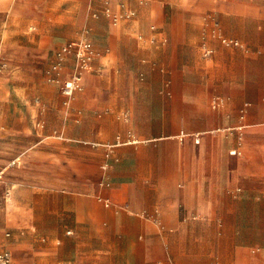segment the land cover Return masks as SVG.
I'll return each instance as SVG.
<instances>
[{"label":"crops","instance_id":"obj_1","mask_svg":"<svg viewBox=\"0 0 264 264\" xmlns=\"http://www.w3.org/2000/svg\"><path fill=\"white\" fill-rule=\"evenodd\" d=\"M71 5L54 18L69 34L38 49L89 40L86 82L70 109L46 110L0 151L80 166L7 184L31 218L8 237L0 207V252L11 264H264V0Z\"/></svg>","mask_w":264,"mask_h":264},{"label":"rangeland","instance_id":"obj_2","mask_svg":"<svg viewBox=\"0 0 264 264\" xmlns=\"http://www.w3.org/2000/svg\"><path fill=\"white\" fill-rule=\"evenodd\" d=\"M10 1L0 0V77L4 75L5 78H0V96L9 91L15 93L16 98L0 102V146L8 142H20L21 137L18 135L21 130L29 124H41L42 120L38 117L46 110L49 113L53 109H70L76 93L82 89L86 79L82 74L81 86L71 97L64 92L66 84L73 76H80L81 72L90 67L97 54L93 44L85 38L61 44L52 51L51 56L44 55L38 49V44L45 43L49 37L69 34V21L54 18L65 12L70 16L71 0H12L11 3L21 12L20 16L23 15L15 19L10 18L8 13ZM13 12L19 13L16 10ZM98 14L97 11H92L91 16ZM89 43L92 46L84 61L78 55L80 45ZM14 59L20 61L19 67H11ZM66 69L67 73H60ZM13 70L14 73H19L18 76L7 79L8 74L12 76ZM32 111L35 112V117L31 116ZM39 155L38 149L25 155L9 157L0 151V171L5 172L0 177V207L4 206L9 215L10 229L6 230V234H10L8 237L14 235L13 226L24 225L31 218L30 212L20 209L13 201L8 183H20L24 174L34 171L31 173L36 175L40 167L68 171L78 170L80 166L64 157L47 158L40 163ZM17 157H21V160L8 166ZM68 231L72 234L71 230Z\"/></svg>","mask_w":264,"mask_h":264},{"label":"built area","instance_id":"obj_3","mask_svg":"<svg viewBox=\"0 0 264 264\" xmlns=\"http://www.w3.org/2000/svg\"><path fill=\"white\" fill-rule=\"evenodd\" d=\"M133 14V13H131ZM223 42L227 45H239V42L238 41H235V40H232V39H227V38H223ZM91 44H83V45H80V49H79V57H81L84 61L86 60V55L89 54L90 52V49L91 48ZM83 47V49H82ZM65 50H67V48H65ZM82 53V55H81ZM209 53V52H208ZM78 88V87H77ZM76 86H74L72 83L70 82H67L66 84V88H65V94L68 96V97H71L75 90L77 89ZM222 102V99L221 97H216L214 100H213V106L214 107H217L221 104ZM198 136V135H197ZM198 138V141H199V136L197 137ZM231 154H237V150H232L231 151ZM11 261H12V253L9 251V250H4V251H1L0 252V264H11Z\"/></svg>","mask_w":264,"mask_h":264},{"label":"bare ground","instance_id":"obj_4","mask_svg":"<svg viewBox=\"0 0 264 264\" xmlns=\"http://www.w3.org/2000/svg\"><path fill=\"white\" fill-rule=\"evenodd\" d=\"M81 55H82V53H81ZM82 74L83 73L81 72V75L80 76L79 75L73 76V78L70 79V81H68V82L72 83L74 86H76V88L77 87H80L81 86V81H82ZM134 140L137 141V138L134 139ZM195 141L198 142V138L197 137L195 138ZM17 161H18V159H16L15 161H13L12 162V165L16 164ZM3 174H4V170L3 171H0V177H2Z\"/></svg>","mask_w":264,"mask_h":264}]
</instances>
